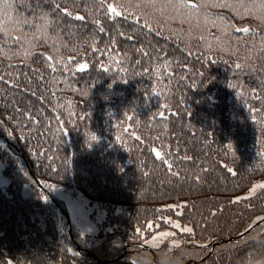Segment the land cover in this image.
<instances>
[{"label": "trees", "instance_id": "16d2710c", "mask_svg": "<svg viewBox=\"0 0 264 264\" xmlns=\"http://www.w3.org/2000/svg\"><path fill=\"white\" fill-rule=\"evenodd\" d=\"M9 2L0 264H264V222L240 235L264 216V0ZM53 185L104 211L96 244L76 246Z\"/></svg>", "mask_w": 264, "mask_h": 264}, {"label": "rangeland", "instance_id": "374dc122", "mask_svg": "<svg viewBox=\"0 0 264 264\" xmlns=\"http://www.w3.org/2000/svg\"><path fill=\"white\" fill-rule=\"evenodd\" d=\"M0 181L1 182L5 181V178L1 172V163H0ZM51 193L53 195L52 199H56L55 202L57 201L62 202L61 205L63 207L62 206L61 207L63 208L64 214L67 213L69 224H70V230H69V227L67 226L68 233L72 234L71 233L72 231L78 238V242L76 241V239L74 240L75 244L77 243L76 246L79 248L81 246L85 248L86 246L89 247L90 245L94 243L96 244L100 240V237H101V236L98 237L97 235L99 233H101V235L106 233V229H102V231L100 232L99 227H98L99 222L104 217V211L88 203L85 197L79 194L71 195L70 192L64 190L62 187H59V186L56 187L54 185L51 186ZM262 222H264V216L259 217L258 219L253 221L246 229H244L240 233V235L245 234L254 225L260 224ZM161 232L172 233L168 229H165V230L162 229L160 231L156 230L153 233H151L150 236H147L144 239L141 238L142 240L140 241V243L142 247L149 251L152 250V247H156V251L158 253L159 251L161 252V249L158 250V247L161 245L160 244L161 240L164 239V237L163 238L160 237ZM153 236H156L158 238L157 241L152 242ZM177 240L179 239L178 238L173 239L172 237V240L165 241L166 243L168 242V244L165 245V248L171 249L173 246L172 244L179 242ZM230 240H231L230 237H226V238L218 240L217 243L229 242ZM126 245H128V243ZM213 246L209 247L205 254H208L212 250ZM120 255H124V252H121Z\"/></svg>", "mask_w": 264, "mask_h": 264}, {"label": "snow or ice", "instance_id": "6c2138e0", "mask_svg": "<svg viewBox=\"0 0 264 264\" xmlns=\"http://www.w3.org/2000/svg\"><path fill=\"white\" fill-rule=\"evenodd\" d=\"M52 2L54 3L55 0H52ZM101 3H103V0H101ZM15 7H16V5L13 2H9V0H0V18H2L4 21L11 22L13 20L12 12L15 9ZM144 7H146V8L147 7L155 8V7H157V4L155 3V0H148V2L144 4ZM163 7L164 8L173 7L175 9L195 10L197 8V5L196 4H192V3H188V2H186V0H178V2H176V3H172L170 5L166 4V5H163ZM259 7L262 10H264V4H261ZM55 8L59 9L60 5L56 4ZM107 10L110 13H112L113 16L121 15V13L117 11L116 7H114L111 4L107 5ZM63 11H64L65 15L72 16V12L67 11L66 9L63 10ZM47 15H48L47 13H44L43 16L40 18L43 21L42 24L35 25L37 30L40 31L41 33H46L49 25L53 23L52 21L47 19ZM74 19L83 20L84 17L78 15V16H75ZM17 23H19V21H17ZM23 23L27 24L29 26H33V22L30 21V20H27V19H24ZM2 27L4 28L5 31L7 30V25L6 24L3 25ZM100 31L103 32L104 29L101 27ZM242 31H247V29H242ZM18 39H22V38H18ZM85 67H86V65H80L81 70H83ZM236 67L239 68L240 65H237ZM229 147H231V145H229ZM155 155H156V157L162 159L161 153L159 151H156ZM228 171L231 173L232 169L229 168ZM259 187L264 188V184L260 185ZM44 199H47V197H45ZM175 227H180V225H175ZM183 231H185L187 233H191L192 232V228L187 227V228H184ZM171 235H172V233H170V232H161L160 233V237L161 238L168 237V236H171ZM157 239L158 238L156 236H153L152 237V242L157 241Z\"/></svg>", "mask_w": 264, "mask_h": 264}, {"label": "clouds", "instance_id": "9594fccd", "mask_svg": "<svg viewBox=\"0 0 264 264\" xmlns=\"http://www.w3.org/2000/svg\"><path fill=\"white\" fill-rule=\"evenodd\" d=\"M168 258L161 260V264H180V257H172L170 254H165Z\"/></svg>", "mask_w": 264, "mask_h": 264}, {"label": "water", "instance_id": "95a60500", "mask_svg": "<svg viewBox=\"0 0 264 264\" xmlns=\"http://www.w3.org/2000/svg\"><path fill=\"white\" fill-rule=\"evenodd\" d=\"M190 2H192V1H190ZM65 216H66V217L68 216L67 213H65ZM68 227H69V230H70V224H69V221H68Z\"/></svg>", "mask_w": 264, "mask_h": 264}]
</instances>
